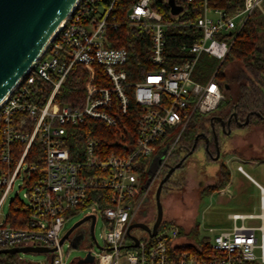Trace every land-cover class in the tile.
<instances>
[{"label":"built area","instance_id":"obj_1","mask_svg":"<svg viewBox=\"0 0 264 264\" xmlns=\"http://www.w3.org/2000/svg\"><path fill=\"white\" fill-rule=\"evenodd\" d=\"M163 1L123 0V23L141 33L149 47L151 67L141 80L128 81L129 54L124 47H114L121 26L115 0H80L0 103V211L17 180L23 193L19 199L17 191L13 201L30 211L24 229L10 226L8 216L0 218V250L53 249L46 264H65L63 226L73 214L85 211L95 217L94 228L101 219L104 232L99 246L90 236L89 217V230L76 246L87 236L98 253L88 252L92 261L84 264H264V190L261 213L232 215L231 229L200 238L206 245L200 255L181 250L189 241L180 235L177 223H161L153 237L141 229L139 235L130 231L134 239L127 235L154 198L156 181L183 150L182 136L193 115L212 112L224 99L215 72L206 83L194 80L200 56L221 63L263 0H243L242 9L231 17L210 6L209 0H173L182 10L173 15L168 6L166 17L152 8L160 9ZM193 3H199L200 17L183 20L184 7ZM180 28H196L201 37L182 48L191 54L190 60L168 67L166 32ZM75 68L85 74L81 101L62 104L65 80ZM89 121L111 131L114 151L106 154L100 141L89 136L74 147L72 159L68 146L78 143ZM237 171L243 172L241 167ZM95 190L108 193L98 199L100 204L91 194ZM257 219L258 226L244 224ZM15 264L26 263L17 254Z\"/></svg>","mask_w":264,"mask_h":264},{"label":"trees","instance_id":"obj_2","mask_svg":"<svg viewBox=\"0 0 264 264\" xmlns=\"http://www.w3.org/2000/svg\"><path fill=\"white\" fill-rule=\"evenodd\" d=\"M209 4L212 7L221 9L226 16L231 17L242 9L243 0H209ZM124 7L123 0H115L113 8L116 12L117 21L121 22V26L115 32L113 40H117L118 42L114 43V47H124L127 50L129 54L127 63L128 81L136 82L141 80L145 72L151 67L148 58L149 47L141 33L127 27L123 23ZM152 8L160 11L167 17L169 12L167 0L161 3L160 9H157L155 6ZM198 8L199 3L185 6L184 14L182 15L185 19L183 20L196 21L201 15ZM200 37L201 32L196 28L169 29L166 32V66L171 67L190 60L192 58L191 54L182 50V48L184 46H191ZM231 65H234V69L229 70ZM214 72L215 80L219 84L224 99L212 112L193 115L182 136L183 150L188 151L192 149L194 143H196V146L199 144L200 146L205 145L204 138L199 135L201 133H204L206 136L208 133L210 134V121L216 115L222 118L224 122L231 118L230 124L225 128V131L228 129L233 131V129L238 127L232 120L234 116L237 122L240 123H243L246 117H248L249 122L246 126H258L261 128L262 148L264 150V17L259 19L254 14L246 21L233 40L229 54L221 63L202 54L196 65L193 78L199 83H206ZM84 81L85 74L80 69L75 68L72 70L65 80L63 95L60 99L61 103L74 104L75 101L80 102ZM129 120V117L124 118L123 122L125 125L129 123ZM212 124L218 133L221 125L216 121H212ZM83 129L78 137V143L73 142V144L68 146L72 159H76L74 147L77 144L79 146V143L81 146L83 140L89 136L100 141V146L106 149V154L114 151L115 145L113 140L111 137H108L111 131L102 124L89 121L83 125ZM127 130L125 129L126 133ZM222 136L227 137L225 134H221ZM212 147V139H209L208 154L211 157L215 156ZM175 160L177 162L178 158H175ZM257 160L260 163H264V155L257 158ZM229 179V171L225 165L220 164L217 181L203 188L201 192L202 197L222 190L228 184ZM91 194L99 204L100 201L98 199L108 196L107 192L99 190L92 191ZM103 204L104 206H109L106 202ZM143 215V213L140 214L141 217ZM29 217L30 211L23 207V204L17 201H13L10 204L7 221L10 226L20 229L27 228ZM164 223L166 221L162 224ZM180 235H183L181 230ZM205 246L200 240H190L189 244L183 246L181 250L200 255V249L205 248ZM16 258L17 255H1L0 264H15Z\"/></svg>","mask_w":264,"mask_h":264},{"label":"rangeland","instance_id":"obj_3","mask_svg":"<svg viewBox=\"0 0 264 264\" xmlns=\"http://www.w3.org/2000/svg\"><path fill=\"white\" fill-rule=\"evenodd\" d=\"M256 14L259 19L264 17V0L254 10L252 16ZM251 16V17H252ZM250 17V18H251ZM234 69V65L229 70ZM261 128L256 126L236 127L227 137L220 138L221 152L218 160L209 157L201 147L197 148L190 158L185 162L180 170L174 172L169 181L163 186L160 201L163 209V220L177 223L179 229L187 241L200 240L204 237H213L220 231L231 229L233 223L228 220V215L237 212L239 208H248L256 205L259 212V195L250 179L240 174L236 169L240 165L245 173L264 188V163L258 162L257 158L264 155L261 139ZM209 135V133L207 134ZM246 148H240L243 143ZM239 157L230 159L232 153ZM185 154L184 150L178 156ZM243 159V160H240ZM227 165L231 175V196H219L214 194L210 197H200V190L206 183V178L216 179L219 165ZM164 176V175H163ZM160 180L156 181L152 196L155 193ZM20 181L14 182L13 188L1 208L0 218L9 214L10 202L15 199L19 190ZM23 190L19 192V199L22 197ZM233 196V197H232ZM143 218L155 216V202L152 197L147 203L146 208L141 212ZM86 212L73 214L63 226L65 234L75 223L80 221ZM246 226H258L259 221H245ZM241 225V222H238ZM196 228V230H195ZM208 229H214L209 234ZM89 230V224L85 221L76 227V233H85ZM103 223L97 219L94 228V237L99 246H102ZM133 234L139 235L140 230H133ZM61 251L65 264H81L88 252L93 255L98 253V248L87 236L78 246H73L71 240H64ZM26 264H46L44 254H18Z\"/></svg>","mask_w":264,"mask_h":264},{"label":"water","instance_id":"obj_4","mask_svg":"<svg viewBox=\"0 0 264 264\" xmlns=\"http://www.w3.org/2000/svg\"><path fill=\"white\" fill-rule=\"evenodd\" d=\"M80 0H0V103L12 92L19 84L20 80L31 68V66L39 59L53 35L68 18L74 10L76 4ZM170 13L177 15L182 8L175 5L173 0H168ZM221 125V133L229 136L231 130L225 131V127L230 124L231 118L226 122L220 117L213 118ZM211 119L210 126L213 132V141L215 144V156L208 154L209 139L201 133L199 136L204 138V152L214 160H218L220 149L218 146V138L214 131ZM238 127L246 126L249 118L246 117L243 123L237 122L236 117L232 119ZM198 136V137H199ZM196 137V139H198ZM195 139V140H196ZM196 143L192 149L183 156L175 165L169 167L160 179L154 194V202L156 208V219L152 229H148L145 225L135 223L127 229L128 237L134 239L130 235L132 229H141L147 232L150 237L155 236L159 225L162 223L163 209L160 201V195L163 186L169 181L176 170H179L185 159L192 155ZM91 218L90 236L94 238V220L95 217L86 216L75 223L61 238L60 244L68 239L69 234L80 224ZM77 240L72 242L73 246L77 245ZM135 246L136 240H135ZM53 249L42 247H18L12 249L0 250V255H17V254H44L48 255ZM92 261V257L87 255L80 262L81 264Z\"/></svg>","mask_w":264,"mask_h":264},{"label":"crops","instance_id":"obj_5","mask_svg":"<svg viewBox=\"0 0 264 264\" xmlns=\"http://www.w3.org/2000/svg\"><path fill=\"white\" fill-rule=\"evenodd\" d=\"M243 143V142H242ZM245 143V142H244ZM242 144V146H240V148H246L244 145L245 144ZM230 159L232 160V159H234V158H239L238 156H237V154H235V152L234 153H232V156L230 155ZM240 160H243V159H240ZM221 164H223V165H225L226 166V168H227V170L229 171V169H228V167H227V165L226 164H224V163H221ZM219 167H220V165H219ZM238 167H241L240 165H238L237 166V168ZM242 168V167H241ZM237 170V169H236ZM242 173L241 172H239L240 174H242V175H244L245 177H247L248 179H250L251 181H252V183L254 184V188L256 189V191H257V193H258V195H259V212H257V210H258V208H257V206L256 205H252V206H250V207H248V208H239V209H237L238 211L237 212H235V213H231L230 215H228L229 217H228V220L229 221H231L232 223H233V221L232 220H230V217L232 216V215H243V216H248V215H253V216H258L260 213H261V210H260V202H261V199H260V197H261V191L262 190H264V188L261 186V185H259L257 182H255V181H253L246 173H245V171L243 170V168H242ZM229 174H230V171H229ZM218 176H219V170H218V175H217V177H216V179H211V178H206L207 180H206V183H205V185L204 186H202V188H201V190H200V197L201 198H203L202 197V195H201V192H202V190H203V188L204 187H206V186H208V185H212V184H214L216 181H217V179H218ZM230 179H231V175H230ZM230 179H229V182H228V184L222 189V190H219V191H215V192H213V193H211L209 196H204V197H210V196H212V195H214V194H218L219 196H228V197H230L231 196V193H230V188H231V182H230ZM233 197V196H232ZM245 221H252V220H245ZM244 221V222H245ZM256 221H259L258 219L256 220ZM238 222H240V221H237L236 223L238 224Z\"/></svg>","mask_w":264,"mask_h":264},{"label":"flooded vegetation","instance_id":"obj_6","mask_svg":"<svg viewBox=\"0 0 264 264\" xmlns=\"http://www.w3.org/2000/svg\"><path fill=\"white\" fill-rule=\"evenodd\" d=\"M216 117H219V116H213L211 119H213V118H216ZM213 121H215L214 119H213ZM216 122H218V121H216ZM225 128H227V126L225 127ZM216 129L214 128V131H215ZM215 133H216V135H217V138H218V146H219V149H220V152H221V147H222V145L220 144V141H219V139H220V137H221V128H219V132L217 133L216 131H215ZM207 137H208V139H212V148H213V150H214V154H215V144H214V141H213V132H212V128L210 129V134L209 135H207ZM199 147H201L202 148V150H204L205 149V145L204 146H200V144L198 145V146H196L195 147V149H194V152H195V150L197 149V148H199ZM208 149H209V143H208ZM191 150V149H190ZM190 150H188V151H185V154L184 155H182V156H179V157H177L178 158V160H177V162L183 157V156H185ZM193 152V153H194ZM191 156V155H190ZM190 156H188L186 159H185V161L183 162V164H182V166L185 164V162L190 158ZM176 160L174 159L173 160V162L169 165V167H171V166H173V165H175L177 162H175ZM182 166H181V168H182ZM168 167V168H169ZM180 168V169H181ZM179 169V170H180ZM177 171V170H176ZM155 219H156V208H155V216L154 215H152V216H150V217H147V218H139L138 220H136V222H134L133 224H135V223H139V224H143V225H145L148 229H152V227H153V225H154V222H155ZM162 220H163V218H162ZM81 225V224H80ZM79 225V226H80ZM78 227V226H77ZM136 229V228H135ZM135 229H132V230H135ZM137 230H140V229H137ZM76 231V228L69 234V236H68V240H71V241H75V240H77V241H79L80 239H81V236H82V233H76L75 232Z\"/></svg>","mask_w":264,"mask_h":264}]
</instances>
